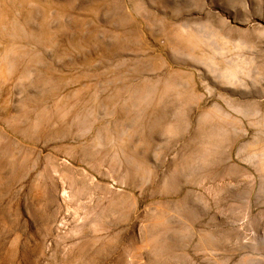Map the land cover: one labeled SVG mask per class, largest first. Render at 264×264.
<instances>
[{
	"label": "rangeland",
	"instance_id": "rangeland-1",
	"mask_svg": "<svg viewBox=\"0 0 264 264\" xmlns=\"http://www.w3.org/2000/svg\"><path fill=\"white\" fill-rule=\"evenodd\" d=\"M0 264H264V0H0Z\"/></svg>",
	"mask_w": 264,
	"mask_h": 264
}]
</instances>
